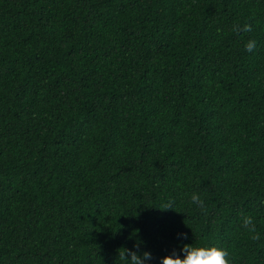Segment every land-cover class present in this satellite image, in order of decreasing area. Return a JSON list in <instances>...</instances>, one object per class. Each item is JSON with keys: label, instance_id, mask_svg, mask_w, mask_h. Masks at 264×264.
I'll return each instance as SVG.
<instances>
[{"label": "trees", "instance_id": "1", "mask_svg": "<svg viewBox=\"0 0 264 264\" xmlns=\"http://www.w3.org/2000/svg\"><path fill=\"white\" fill-rule=\"evenodd\" d=\"M137 241L264 264V0H0V264Z\"/></svg>", "mask_w": 264, "mask_h": 264}, {"label": "clouds", "instance_id": "2", "mask_svg": "<svg viewBox=\"0 0 264 264\" xmlns=\"http://www.w3.org/2000/svg\"><path fill=\"white\" fill-rule=\"evenodd\" d=\"M233 31L236 33L240 32H250L252 31L251 25L233 27ZM256 42L249 39L245 43V50L251 52L255 49ZM191 201L197 204L199 207L203 208V201L200 196L193 193L191 196ZM172 208L165 207L164 209ZM243 227L247 228L250 232L255 233V225L251 216H245L242 218ZM184 234H181L183 236ZM253 239H259L258 234L253 235ZM142 241H137L134 244L136 250L127 249L121 247L123 251H118V256L120 257L123 264H148V261L152 259V254L147 250H140V244ZM182 254V255H181ZM160 264H233L232 258L229 252L219 246L218 244L211 243L206 245H195L193 243L182 244L180 248V253L173 249L170 253L165 254L160 258Z\"/></svg>", "mask_w": 264, "mask_h": 264}]
</instances>
